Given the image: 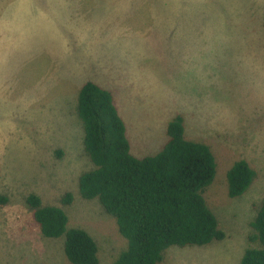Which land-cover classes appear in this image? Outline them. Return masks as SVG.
Here are the masks:
<instances>
[{
  "label": "rangeland",
  "instance_id": "374dc122",
  "mask_svg": "<svg viewBox=\"0 0 264 264\" xmlns=\"http://www.w3.org/2000/svg\"><path fill=\"white\" fill-rule=\"evenodd\" d=\"M71 11L79 14L76 9ZM136 19L133 15L128 22L135 23ZM205 22L204 17H195L185 22V28L196 35ZM188 47V37L173 35L159 49L157 68L171 89L167 96L149 95L135 85L124 62L102 44H97L89 57L76 51L74 59L80 70L75 73H68L65 65L52 66L59 83L40 103L46 114L45 131L25 124L34 147L0 156V196L8 198L0 203V264H72L65 255V237L42 234L27 203L30 193H37L46 205L62 206L70 217V226L89 231L99 245L100 264H113L127 248L116 218L97 198L86 199L80 193L81 174L94 167L85 151V131L77 114L79 89L86 80L114 93L135 155L145 156L161 149L167 140L168 121L180 113L185 118L186 137L209 144L216 156L217 175L206 198L226 237L206 245L170 246L159 264L240 263L245 249L255 245L250 240L251 222L264 198V102L254 99L227 61L219 63V82L208 87L195 83L184 67ZM38 74V67L27 70L20 87H31ZM209 101L227 106L235 114L224 131L211 127V118H205L201 109ZM239 158H245L257 176L244 195L231 197L227 171ZM67 192H72L74 199L63 204Z\"/></svg>",
  "mask_w": 264,
  "mask_h": 264
},
{
  "label": "clouds",
  "instance_id": "9594fccd",
  "mask_svg": "<svg viewBox=\"0 0 264 264\" xmlns=\"http://www.w3.org/2000/svg\"><path fill=\"white\" fill-rule=\"evenodd\" d=\"M133 15L136 22L129 23ZM195 17L206 22L192 35L185 22ZM173 35L189 38L184 67L195 83L219 82V63L227 61L264 102V0H0V156L34 147L24 125L45 131L40 103L59 83L51 68L79 71L77 50L89 57L102 44L124 62L135 85L149 95H169L157 64L161 45ZM32 67L39 68L38 78L21 88ZM201 110L219 131L234 120L233 111L218 103Z\"/></svg>",
  "mask_w": 264,
  "mask_h": 264
},
{
  "label": "trees",
  "instance_id": "16d2710c",
  "mask_svg": "<svg viewBox=\"0 0 264 264\" xmlns=\"http://www.w3.org/2000/svg\"><path fill=\"white\" fill-rule=\"evenodd\" d=\"M77 114L85 131V151L94 164L80 176V193L97 198L127 239V248L113 264H159L170 246L206 245L226 237L206 198L217 175L216 156L209 144L186 137L182 114L168 121L162 148L145 156L132 152L126 122L110 89L86 80L79 89ZM256 176L245 158L235 160L227 171L229 195H244ZM73 199L67 192L62 203ZM7 201L0 196V203ZM27 203L44 236L65 237L70 263L100 264L96 239L86 229L70 226L62 206L44 204L37 193H30ZM251 226L255 245L245 249L239 264H264V198Z\"/></svg>",
  "mask_w": 264,
  "mask_h": 264
}]
</instances>
